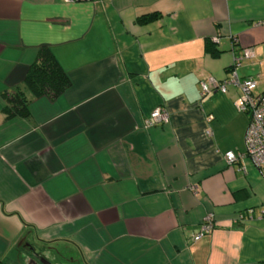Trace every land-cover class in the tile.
I'll return each mask as SVG.
<instances>
[{
    "label": "crops",
    "instance_id": "1",
    "mask_svg": "<svg viewBox=\"0 0 264 264\" xmlns=\"http://www.w3.org/2000/svg\"><path fill=\"white\" fill-rule=\"evenodd\" d=\"M40 46L70 79L54 100L22 83ZM245 47L236 72L264 93V0H0V93L30 101L8 119L0 98V264L30 247L66 264H264L239 89L199 85ZM156 106L168 121L145 125Z\"/></svg>",
    "mask_w": 264,
    "mask_h": 264
},
{
    "label": "built area",
    "instance_id": "2",
    "mask_svg": "<svg viewBox=\"0 0 264 264\" xmlns=\"http://www.w3.org/2000/svg\"><path fill=\"white\" fill-rule=\"evenodd\" d=\"M75 1V0H64ZM236 38H232L235 41ZM253 52L249 47L234 56L231 66L228 68L229 75L223 79L207 77L199 81L200 94L202 96L218 91L226 92L227 85H234L239 89V96L235 99V107L238 111L248 114V123L243 136L244 151L241 154L257 169L260 177L264 180V93L254 94L256 80L252 76L239 77L236 67L242 60L250 59ZM168 121L167 111L162 106L154 107L145 125L154 123H166ZM224 158L231 162L236 156L232 151L224 153ZM214 227L211 213L204 216L200 230L192 236L194 240L200 238L204 233L209 232Z\"/></svg>",
    "mask_w": 264,
    "mask_h": 264
},
{
    "label": "trees",
    "instance_id": "3",
    "mask_svg": "<svg viewBox=\"0 0 264 264\" xmlns=\"http://www.w3.org/2000/svg\"><path fill=\"white\" fill-rule=\"evenodd\" d=\"M155 17L156 14L142 16L137 19V22L145 23ZM205 49L212 55L217 53L211 42H206ZM22 83L33 97L44 96L49 100H54L68 88L70 79L51 50L47 46H40L33 61L26 69ZM0 98L2 100L1 109L6 118H27L29 116L30 101L20 87L2 90Z\"/></svg>",
    "mask_w": 264,
    "mask_h": 264
},
{
    "label": "water",
    "instance_id": "4",
    "mask_svg": "<svg viewBox=\"0 0 264 264\" xmlns=\"http://www.w3.org/2000/svg\"><path fill=\"white\" fill-rule=\"evenodd\" d=\"M27 255H23L26 264H59L54 262V258L50 257L48 254H45L44 258L41 256L43 253L36 252L32 247L27 251Z\"/></svg>",
    "mask_w": 264,
    "mask_h": 264
},
{
    "label": "flooded vegetation",
    "instance_id": "5",
    "mask_svg": "<svg viewBox=\"0 0 264 264\" xmlns=\"http://www.w3.org/2000/svg\"><path fill=\"white\" fill-rule=\"evenodd\" d=\"M41 256H43L42 258H44V256H46V255H44V254H42ZM59 264H66L65 262H58Z\"/></svg>",
    "mask_w": 264,
    "mask_h": 264
},
{
    "label": "rangeland",
    "instance_id": "6",
    "mask_svg": "<svg viewBox=\"0 0 264 264\" xmlns=\"http://www.w3.org/2000/svg\"><path fill=\"white\" fill-rule=\"evenodd\" d=\"M59 254V253H58ZM64 255H67L65 252H63Z\"/></svg>",
    "mask_w": 264,
    "mask_h": 264
}]
</instances>
